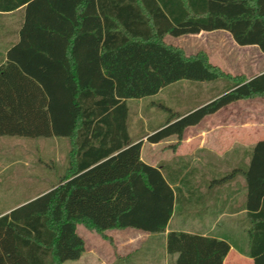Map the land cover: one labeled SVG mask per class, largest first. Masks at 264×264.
Instances as JSON below:
<instances>
[{"label": "trees", "instance_id": "obj_1", "mask_svg": "<svg viewBox=\"0 0 264 264\" xmlns=\"http://www.w3.org/2000/svg\"><path fill=\"white\" fill-rule=\"evenodd\" d=\"M19 7L20 40L0 67V137L66 138L70 151L54 187L0 216V264L79 260L85 242L78 225L112 248L108 231L163 234L177 193L141 160L142 139L131 142L127 101L180 81L227 82L213 99L171 113L144 136L157 144L180 141L187 128L232 103L264 97V72L232 76L204 52L187 55L164 40L222 30L264 54V0H0L2 11ZM237 176L245 185L244 255L264 264V139L253 145L247 166L213 182ZM229 250L223 239L166 236L169 264H223Z\"/></svg>", "mask_w": 264, "mask_h": 264}, {"label": "rangeland", "instance_id": "obj_2", "mask_svg": "<svg viewBox=\"0 0 264 264\" xmlns=\"http://www.w3.org/2000/svg\"><path fill=\"white\" fill-rule=\"evenodd\" d=\"M177 44L187 55L204 52L212 65L232 76L243 75L250 78L264 71V54L256 46H238L225 32L203 33L194 37L184 36L178 40ZM226 85L227 82L224 80L205 83L180 81L158 95L140 100H129L127 103L129 107L128 124L132 137L135 140L143 138L164 124L171 113L183 114L187 112L216 97L225 89ZM213 119L215 123L225 125L223 133H226L227 136L211 138L207 141L208 144L220 150L241 148L247 151L249 156L253 145L264 139V97L233 104L219 112ZM194 131L189 130L188 133L192 134ZM4 139L0 140V212L11 208L13 210L55 186L68 167L70 151V141L66 138H56L55 149L51 147L52 141L28 139L25 140V147H21L20 150L10 148L12 143L17 142L15 139ZM151 157L157 160L158 166L162 164L163 168L171 169L162 170L163 175L177 193V204L171 229L178 228L177 222L181 216H190L194 183L209 179L218 180L229 175L235 168L245 167L242 165L243 162L240 164L242 166L231 169L228 166L216 164L207 173L200 172L197 167L194 170L193 166L189 165L180 171L176 170L174 166L177 161L181 160L180 156L161 154L159 148L149 151L146 146L141 153V158L143 161H149ZM235 179L237 189L244 187V180L241 176H237ZM218 195L220 196V194ZM242 203L243 191H240L233 199V205L239 207ZM238 219L240 234L231 236L229 239L241 249L245 248L247 244L245 234L247 222L243 217ZM79 226L80 232L86 233L88 247L95 246L93 242L95 238L103 240L94 232L87 230L82 225ZM112 231L106 232L110 238H112ZM104 242L109 249L103 251L100 249L98 255L104 256L103 262H109L112 246L108 242ZM93 249L95 248L93 247ZM85 259V264H92L90 256ZM138 259H141L139 264H164L162 252L152 251L146 245L131 258L136 263H138ZM63 264L79 263L68 261Z\"/></svg>", "mask_w": 264, "mask_h": 264}, {"label": "crops", "instance_id": "obj_3", "mask_svg": "<svg viewBox=\"0 0 264 264\" xmlns=\"http://www.w3.org/2000/svg\"><path fill=\"white\" fill-rule=\"evenodd\" d=\"M24 14V7H19L12 11H2V9L0 8V67L6 63L8 58V51L20 40V30L24 23ZM212 32L227 33L226 31L222 30ZM212 32H200L199 34ZM199 34L185 36L194 37L198 36ZM182 37L184 36L178 38L166 36L164 40L167 44L178 46L177 42ZM174 84H171L161 89L156 95L160 94L163 90L174 86ZM208 101L209 100L205 102ZM239 102L232 103L219 110L217 113L206 116L198 125L187 128L180 141L176 140L175 137H169L166 140L157 144H150L146 142V138L144 137L135 140V138H133L132 134L130 133V128L127 119L128 135L130 137L131 142H136L142 139L143 143L141 147V153L147 146V150L149 151H153L159 148L161 154L180 156L181 160L177 161L174 164L176 170L183 171L185 167L191 165L193 166L194 170L195 167H197L200 172L208 173L213 169L212 167L216 164L228 166L229 169L242 165L247 166L249 156L247 151H245L244 149L242 150L241 148H237L220 150L211 147L207 142L211 138L220 136H223V138H225L227 136L226 133H223L225 125L222 123H215V120L213 118L222 110ZM127 103L129 102L127 101ZM189 130L195 131L192 134H189ZM152 132L148 134H151ZM4 138L15 139V141L17 142L12 143L10 145V148L19 150L21 149V147H25V140H28V138L7 136L0 137V140H5ZM38 139H45L47 142L52 141L53 143L51 147L53 149H55L54 147L57 146V142L55 141L56 137ZM5 145L7 146V144ZM156 161L157 160H154V158L151 157L149 161L143 162L159 169L161 172L163 169L171 170L168 167L163 168L164 165L162 164L161 166H158L156 164ZM236 183V179L223 184H216L215 182H213V180L210 179L194 183V190L192 191L191 214L190 216L183 215L178 219L179 221L177 222V229H171L173 218L172 217L163 234L150 235L148 233H144L130 228L124 230H113L111 236L114 243V247L110 248L111 257L109 258V262H103L104 256L98 255V253H100V249L101 251L107 250L108 247H106V243L101 239L95 238L93 241L95 245L93 247L95 249H93L92 246L88 247L85 236L86 233L80 232V226L78 225L76 230L78 235L85 242V252L82 254L79 260L73 262L85 264V258L90 256V258H92V264H139L141 259H138V263H136L135 261H132L131 258L144 245H146L152 251L162 252L164 264H169L170 258L166 252V236L169 232L174 231L195 234L202 237H214L227 241L230 244V250L225 259L223 260V264H253V260L244 255L247 251L246 245L245 248L240 249L235 246V244H233L229 239V237L231 236H237L240 234V224L238 223V218L243 217L245 219L246 213L244 210L245 185L244 187H241V189H237ZM49 189L45 190L41 194L45 193ZM240 191H243V203L239 207H234L233 199L236 197L237 194H239ZM218 194H220V196ZM11 209L1 211L0 216L9 213ZM90 252L91 255H89ZM99 259H101V262H99Z\"/></svg>", "mask_w": 264, "mask_h": 264}]
</instances>
